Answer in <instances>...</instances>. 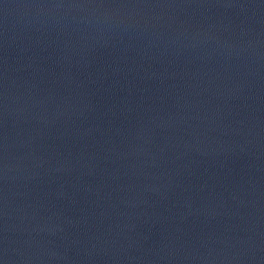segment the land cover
I'll return each instance as SVG.
<instances>
[{
	"label": "water",
	"instance_id": "water-1",
	"mask_svg": "<svg viewBox=\"0 0 264 264\" xmlns=\"http://www.w3.org/2000/svg\"><path fill=\"white\" fill-rule=\"evenodd\" d=\"M0 264H264V0H0Z\"/></svg>",
	"mask_w": 264,
	"mask_h": 264
}]
</instances>
